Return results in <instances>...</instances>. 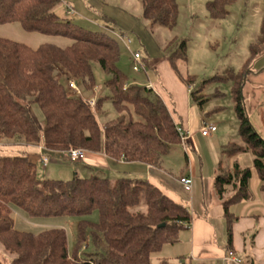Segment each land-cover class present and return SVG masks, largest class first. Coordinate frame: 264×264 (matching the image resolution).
<instances>
[{"label":"trees","instance_id":"trees-1","mask_svg":"<svg viewBox=\"0 0 264 264\" xmlns=\"http://www.w3.org/2000/svg\"><path fill=\"white\" fill-rule=\"evenodd\" d=\"M236 1L212 0L206 7L212 19H224ZM60 2L0 0V25L19 23L28 32L73 41L66 48L45 44L33 49L0 37V139L43 145L49 151L66 153L76 149L99 152L104 143L105 154L113 159L161 169L173 146L186 145L183 137L187 134L180 133V127L153 89L129 82L118 67L121 50L116 40L61 18L56 12ZM141 2L145 19L170 30L177 26L180 16L177 0ZM166 51L171 67L178 73V62L188 60L187 42L174 39ZM262 56L264 30L251 46L250 58L241 70L228 69L211 79L232 83L231 97L238 121V139L223 146L214 182L227 220L230 244L237 220L231 208L252 197L249 189L252 169L242 168L238 163L231 167L230 161L250 153L264 192V138L250 121L245 97L248 77ZM93 63L110 76L105 84L110 94L97 100V107L110 100L119 113L106 123L103 132L94 109L68 86L69 80L75 79L82 89L92 92L96 88ZM59 68L66 72L67 86L61 81ZM183 80L187 87H194L197 77L188 75ZM204 87L190 92L192 101L201 109L207 102ZM31 104L39 105L45 116L42 131L30 114ZM132 112L139 117L137 121L127 119ZM13 206L23 209L31 218L83 217L97 211L99 221L81 222L76 249L70 252L64 229L39 235L17 230ZM193 220L187 206L146 179L111 180L75 175L70 181L41 180L36 163L29 157H0V244L14 256L10 264H152L154 254L180 242L182 231ZM88 228L95 245L98 247L102 236L107 250L82 255Z\"/></svg>","mask_w":264,"mask_h":264},{"label":"rangeland","instance_id":"rangeland-1","mask_svg":"<svg viewBox=\"0 0 264 264\" xmlns=\"http://www.w3.org/2000/svg\"><path fill=\"white\" fill-rule=\"evenodd\" d=\"M177 1L180 7V16L177 26L172 30L160 24H153L145 19L141 0H61L56 12L61 18L69 19L78 26L93 32L107 34L116 40L121 50L118 67L129 77V82L132 84L147 88L153 87L152 84L155 85L158 80L157 70L159 69L157 66L164 70L163 66L166 65L179 84L189 93V87L186 86L183 79L188 75L196 76L197 82L194 87H191L192 91L193 88L195 90L204 85L203 94L207 96V102L201 109L188 95L190 102L195 104L193 105L194 123L195 121L200 123L201 120L196 114L207 112L209 116L206 122L209 124L214 123V125L218 126L219 132L217 136L224 139L225 143L227 141H236L238 139V121L231 97L232 83L211 81V79L225 73L228 69L241 70L250 58V48L262 36L264 30L263 1L237 0L235 4L228 8L230 13L224 19H212L210 17L206 6L212 0ZM71 10L74 12L72 15L69 14ZM121 35L132 41L131 50L133 52H140L145 58L147 63L146 72H134L131 52L127 50L120 38ZM0 37L26 44L33 49L45 44H52L61 48L73 45V41L70 38L31 33L26 31L19 23L0 25ZM174 39L187 42L188 60L187 62H178V73L171 67L168 52L166 51L167 45ZM256 64L257 62L254 63L255 67L257 66ZM59 71L63 75L61 81L66 85V72L62 68H59ZM93 71L96 88L92 92H87L82 89L81 85L80 87L86 99L90 97H96L97 100L104 99L110 94L105 86L110 76L97 63H93ZM70 94L72 93L70 92ZM154 97L155 95H151L152 99H155ZM169 97L171 98L170 94ZM219 108L222 109L219 110ZM94 112L102 132L107 122L119 116L110 100H104L101 107L94 109ZM30 114L42 131L45 124V116L39 105L31 104ZM127 119L137 121L139 117L132 112L131 115H127ZM252 122L257 125L256 131L264 138V128L260 124L261 122L264 123V107L253 116ZM195 140V148L190 144L186 146L196 159L197 168L204 171L203 178L207 185L210 183V175L211 179L214 177L215 182L218 173L215 165L220 161L222 150L214 149L213 146L218 145L212 144L211 140L203 137L200 131ZM24 144V142L17 140L0 139V157L26 155L28 146ZM103 144L102 150L99 152L85 150L86 156H102V158H106L104 157ZM40 146L43 147V145ZM29 150L31 151L30 148ZM215 156L218 157L216 162ZM62 158L64 159V157ZM67 160L64 167L56 164L50 165L47 169L48 172H44L42 166L36 161L39 178L41 180L70 181L76 174L81 178H91L95 177L92 171L97 175L100 170L107 169L106 173H102L100 177L111 180L119 179L114 175H110L109 168L105 164L90 165L86 163L91 169L90 172V169L84 168L80 163H71L69 157ZM163 160L165 172L175 181L178 179L180 181L182 178H180L181 173L189 168L188 161L190 159L186 156L183 145L173 146L170 153ZM52 170L53 172L50 174ZM210 172L211 174H209ZM199 177L198 172V179ZM183 203L188 206L186 202ZM13 217L15 228L22 232L39 235L52 229H64L68 236L69 250L73 252L78 243L81 222L97 223L99 221V212L96 211L83 217L31 218L23 209L13 206ZM101 238L103 241L100 239L97 247L93 241L92 230L88 228L86 231L87 241L82 250V255H90L97 251L102 253L107 250L104 238L102 236ZM169 257V259L166 258L169 264H178V259L174 255ZM13 259L14 256L5 251L0 244V261L4 264H10ZM162 262L163 255L161 253L152 256V264H162Z\"/></svg>","mask_w":264,"mask_h":264},{"label":"crops","instance_id":"crops-1","mask_svg":"<svg viewBox=\"0 0 264 264\" xmlns=\"http://www.w3.org/2000/svg\"><path fill=\"white\" fill-rule=\"evenodd\" d=\"M256 62L257 66H253L254 68H252L245 87L246 106L251 122L253 116L264 107V56L260 57ZM163 67L164 70H161L157 66L159 69L157 70L158 80L155 85L152 84L153 90L162 98L175 122L187 134L186 145L190 144L195 148V138L201 130L204 120L208 118L209 113L196 114L201 120L200 123H197V121L194 123L193 105L195 104L190 102V98H188V95L189 97L191 96L190 92H186L185 88L179 84L166 65ZM252 124L254 125L253 122ZM260 124L264 128V123L261 122ZM256 126L254 125L257 129ZM218 132L219 129L216 133L205 138H209L212 144L218 145L213 146L214 149L222 150L223 146L229 141L225 143L224 139L217 136ZM27 146L28 150H26L25 156L32 161L35 160L34 162L37 161L44 172H48L47 169L52 164L64 167L65 162L68 161V153L66 152L49 151L44 146ZM183 147L190 161H188L189 168L181 173L180 178L187 176L193 179L191 192H187L184 189L179 179L175 181L165 172L164 160L161 169L141 162L131 163L125 160H116L107 154L104 156L106 158H102V156H86L83 161L78 163L88 169L90 168L86 163L90 165L101 163L107 165L110 175L118 178L149 180L176 202H182L181 204L183 205H185L183 202L188 204V206H185L192 211L194 220L189 227L182 231L178 244L165 246L160 252L163 255V262L164 260L166 261V258L169 259V256L174 255L178 259V264H237L226 260L229 254L233 253L243 264H264V192L261 190L262 183L258 174L253 169V156L249 153L241 154L230 161L231 167L238 163L242 168L252 169V177L249 181L251 199L231 208V212L237 217V220L232 227V243L230 244L228 242V225L224 216V209L214 190V177L211 179L210 175V183L206 185L203 178L204 171L197 168L196 159L187 149V146ZM41 157L49 158L47 167L42 164ZM217 158L215 156V162ZM218 164L215 165L216 168ZM106 171L107 169H102L97 175L105 174ZM52 172L53 170L50 174ZM92 172L97 176L94 171Z\"/></svg>","mask_w":264,"mask_h":264},{"label":"built area","instance_id":"built-area-1","mask_svg":"<svg viewBox=\"0 0 264 264\" xmlns=\"http://www.w3.org/2000/svg\"><path fill=\"white\" fill-rule=\"evenodd\" d=\"M73 10H71V12L69 14H73ZM120 38L122 39V41L124 42L127 50H129L131 52V56H132V61H133V70L134 72H141L144 71L146 72L147 70V63L145 58L142 56V54L140 52H133L131 50V45H132V41L127 38L124 35H121ZM69 88L71 89V91L79 96L84 98L85 100H87L88 104L93 108L96 109L97 108V98L96 97H90L89 99H86L84 97L83 91L80 87V84L78 83L77 80L75 79H70L69 83H68ZM149 89H153L152 86L148 87ZM192 91V88L189 87V92ZM180 133L184 136L185 132L182 128L179 129ZM218 131V127L214 124H209L206 122V120H204L202 128L200 130V133L203 137H209L212 134L216 133ZM186 140L187 137L185 138V136L183 137V141L186 144ZM186 146V145H184ZM42 149V148H41ZM86 156V151L82 150V149H76V150H72L70 152H68V157L71 163L77 164L78 162H81L85 159ZM41 162L44 165V167H47L49 164V158L47 157H41ZM180 183L182 184V186L184 187V189L187 192H191L192 188H193V179L191 177H187L184 176L180 179ZM227 261L233 262V263H237V264H243V262L237 258L233 253H230L229 256L226 258Z\"/></svg>","mask_w":264,"mask_h":264}]
</instances>
